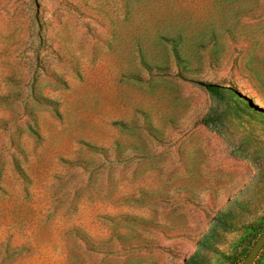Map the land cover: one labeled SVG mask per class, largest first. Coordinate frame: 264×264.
Segmentation results:
<instances>
[{
  "label": "rangeland",
  "instance_id": "1",
  "mask_svg": "<svg viewBox=\"0 0 264 264\" xmlns=\"http://www.w3.org/2000/svg\"><path fill=\"white\" fill-rule=\"evenodd\" d=\"M257 102L264 0H0V264H242Z\"/></svg>",
  "mask_w": 264,
  "mask_h": 264
},
{
  "label": "water",
  "instance_id": "2",
  "mask_svg": "<svg viewBox=\"0 0 264 264\" xmlns=\"http://www.w3.org/2000/svg\"><path fill=\"white\" fill-rule=\"evenodd\" d=\"M264 248V231L258 237L242 264H253L259 252Z\"/></svg>",
  "mask_w": 264,
  "mask_h": 264
},
{
  "label": "trees",
  "instance_id": "3",
  "mask_svg": "<svg viewBox=\"0 0 264 264\" xmlns=\"http://www.w3.org/2000/svg\"><path fill=\"white\" fill-rule=\"evenodd\" d=\"M205 88H206V90L209 92V93H212V94H214V95H216V96H220V97H222V95H221V93H220V87H218V86H215V85H209V84H207V85H205ZM237 94V93H236ZM260 236V235H259ZM258 239V238H257ZM256 239V240H257ZM256 240L254 241V243L256 242ZM263 251H264V248L259 252V254H258V257L260 256V254H262L263 253ZM247 256V255H246ZM257 257V258H258ZM257 258H256V260L254 261V263L253 264H255V262L257 261Z\"/></svg>",
  "mask_w": 264,
  "mask_h": 264
},
{
  "label": "bare ground",
  "instance_id": "4",
  "mask_svg": "<svg viewBox=\"0 0 264 264\" xmlns=\"http://www.w3.org/2000/svg\"><path fill=\"white\" fill-rule=\"evenodd\" d=\"M257 105L260 106V107H264L263 104H261V102H257Z\"/></svg>",
  "mask_w": 264,
  "mask_h": 264
}]
</instances>
